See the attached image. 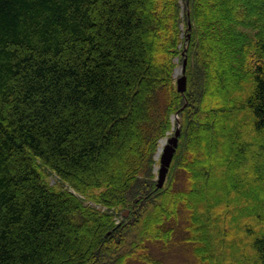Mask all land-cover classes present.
Returning a JSON list of instances; mask_svg holds the SVG:
<instances>
[{
    "label": "trees",
    "instance_id": "obj_1",
    "mask_svg": "<svg viewBox=\"0 0 264 264\" xmlns=\"http://www.w3.org/2000/svg\"><path fill=\"white\" fill-rule=\"evenodd\" d=\"M179 229L264 264V0H0V264H164Z\"/></svg>",
    "mask_w": 264,
    "mask_h": 264
},
{
    "label": "rangeland",
    "instance_id": "obj_2",
    "mask_svg": "<svg viewBox=\"0 0 264 264\" xmlns=\"http://www.w3.org/2000/svg\"><path fill=\"white\" fill-rule=\"evenodd\" d=\"M232 88H234V87H232ZM175 130H176V127H175V124L173 123V127H172L171 131L168 132L167 135L165 137H163L159 142V145H158L155 157H154V159H155L154 173L156 175V181H157V176H158L157 169L160 168V166H161L160 159H157L156 155H157L160 147H164V146H162L161 142L163 140H168L169 138L173 137L175 132H176ZM48 180L52 184H57L59 182L57 177H55V176H50V178ZM122 215L126 216L128 218L130 216V210L126 209L125 211H123ZM122 219L123 218L120 217V219H118V223H120ZM186 224H187V222L185 221V216H183L181 218L182 228L185 229ZM179 231H180V235H178V241H180V242H178V244H177L178 248L173 249V251L169 250L168 253L156 251V253H155L156 257L159 259H162L164 264H196L195 257L193 255V253L190 251L189 247L182 242V239H183L182 229H179ZM128 264H145V263L138 261V260H132Z\"/></svg>",
    "mask_w": 264,
    "mask_h": 264
},
{
    "label": "water",
    "instance_id": "obj_3",
    "mask_svg": "<svg viewBox=\"0 0 264 264\" xmlns=\"http://www.w3.org/2000/svg\"><path fill=\"white\" fill-rule=\"evenodd\" d=\"M187 70V59L184 60L182 66L178 67L175 70L174 76L178 77V91L181 94H185L187 91V77L185 75ZM179 138H180V129L177 128L173 137H171L163 150L161 152L158 151L156 158H160L161 166L157 169L158 171V182L157 188L162 189L166 183L167 176L169 174L170 167L173 163V159L175 157L176 151L179 146Z\"/></svg>",
    "mask_w": 264,
    "mask_h": 264
},
{
    "label": "bare ground",
    "instance_id": "obj_4",
    "mask_svg": "<svg viewBox=\"0 0 264 264\" xmlns=\"http://www.w3.org/2000/svg\"><path fill=\"white\" fill-rule=\"evenodd\" d=\"M162 146H164L165 145V143H166V141L165 140H163L162 142ZM163 149V147H160V151L159 152H161V150Z\"/></svg>",
    "mask_w": 264,
    "mask_h": 264
}]
</instances>
